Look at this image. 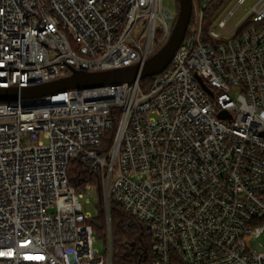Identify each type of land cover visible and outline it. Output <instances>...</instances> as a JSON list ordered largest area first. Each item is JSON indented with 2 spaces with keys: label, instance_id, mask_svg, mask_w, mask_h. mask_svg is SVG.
Instances as JSON below:
<instances>
[{
  "label": "built area",
  "instance_id": "obj_1",
  "mask_svg": "<svg viewBox=\"0 0 264 264\" xmlns=\"http://www.w3.org/2000/svg\"><path fill=\"white\" fill-rule=\"evenodd\" d=\"M163 1L0 0V90L19 91L0 101V264H112V200L146 227L152 264H264V0L233 28L234 12L220 21L221 43L215 28L204 38L212 0H193L182 45L147 90L20 96L144 65L177 19ZM72 160L100 172L105 253L69 184Z\"/></svg>",
  "mask_w": 264,
  "mask_h": 264
},
{
  "label": "trees",
  "instance_id": "obj_2",
  "mask_svg": "<svg viewBox=\"0 0 264 264\" xmlns=\"http://www.w3.org/2000/svg\"><path fill=\"white\" fill-rule=\"evenodd\" d=\"M230 0H212L204 11L206 19L218 13ZM205 28V27H204ZM207 39V37H204ZM153 78L141 81L144 90L149 89ZM114 131L107 133L103 147L111 146ZM69 184L77 193L85 194L88 187L95 188L98 196V212L90 223L95 233L108 243L107 216L104 208L103 191L100 172L90 169L80 160H72L68 166ZM111 233H112V264H152V238L146 232V227L130 214L126 213L114 200L111 201ZM174 264H181L177 259Z\"/></svg>",
  "mask_w": 264,
  "mask_h": 264
},
{
  "label": "water",
  "instance_id": "obj_3",
  "mask_svg": "<svg viewBox=\"0 0 264 264\" xmlns=\"http://www.w3.org/2000/svg\"><path fill=\"white\" fill-rule=\"evenodd\" d=\"M193 15V0H179V13L174 24L172 33L164 45L153 57H151L144 65L137 64L119 70L95 74H75L69 78L38 86L35 88L23 89L21 91L22 99H38L44 98L51 94L70 90V89H87L98 88L108 85H120L124 83H133L137 80L153 78L164 72L171 64L176 52L182 45ZM202 88L210 93L200 77H196ZM0 90V101L17 99L19 97L18 89L10 92ZM224 118V113L219 115Z\"/></svg>",
  "mask_w": 264,
  "mask_h": 264
},
{
  "label": "rangeland",
  "instance_id": "obj_4",
  "mask_svg": "<svg viewBox=\"0 0 264 264\" xmlns=\"http://www.w3.org/2000/svg\"><path fill=\"white\" fill-rule=\"evenodd\" d=\"M259 1L260 0H246V2L243 5L238 6L239 0H230L218 13H214L213 15H211L210 18L206 19V23L204 24L205 27L204 37H207V34L210 33L213 28H215L222 38L214 39V42L215 43L223 42L224 33L223 30H221L218 27L219 22L225 20L227 17L231 15L232 12H234V15L229 19L228 28L235 27L245 18L247 13L251 11ZM163 2L167 8H169L172 12H176L178 16L179 0H164ZM205 2L206 0H200L201 5H204ZM165 44L166 42L162 43L158 47L156 52L161 50ZM92 191H95V188H93ZM83 205H84V209L87 212H90L93 218L94 216H96L99 209L98 196H93L85 193L83 198ZM96 236H97V242L95 244V249L100 253H105L107 251V246L105 245L103 240L99 238L97 234Z\"/></svg>",
  "mask_w": 264,
  "mask_h": 264
}]
</instances>
